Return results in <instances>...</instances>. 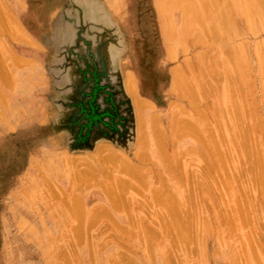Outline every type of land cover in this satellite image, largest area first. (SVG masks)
<instances>
[{"label": "rangeland", "instance_id": "rangeland-1", "mask_svg": "<svg viewBox=\"0 0 264 264\" xmlns=\"http://www.w3.org/2000/svg\"><path fill=\"white\" fill-rule=\"evenodd\" d=\"M0 1L17 32L13 38L10 35L16 32L12 27L11 34L3 31L7 21L1 4L0 22L6 23L0 24V264H114L111 260L119 255L134 264H214V260L218 264H264V173L259 175L264 165V102L260 101L261 73L255 55V41L260 47L264 37V0H250L254 2L251 7L249 0H241L244 6L240 0H224L229 5L207 0L210 6V2L215 3L214 7L220 3L216 12L204 0L206 9L199 0H162L161 5H167L174 16L185 13L187 19L185 29H177L168 43L177 51L173 59L167 57L153 0ZM184 5L189 12L183 10ZM247 5L251 10L254 5L257 8L250 15L253 24L251 21L246 32L256 31L254 36L250 34L253 40L248 45L254 78L246 85L245 74L240 90L245 85L255 95L249 92L244 98L241 94L232 97L228 92L231 67L225 68L219 61L228 62L230 48L242 40L235 36L239 30L235 25L242 13L253 12ZM221 8L229 10L227 15H222L220 10H225ZM203 9L209 16H200ZM232 10L240 17L237 13L233 16ZM216 13L224 18L223 23H218ZM197 16L206 25L205 33L200 21L195 22ZM215 17L217 25L213 24ZM205 18L208 22L204 24ZM227 21L233 22L230 30L235 35ZM210 22L215 30L220 24L222 30L226 22L227 34L218 28V39L207 25ZM195 27L199 34L197 28L193 33ZM187 29L192 34L186 33ZM206 29L215 35L210 36ZM185 58L190 62L188 68ZM239 64L242 68L241 60ZM176 65L185 69V80L188 77L180 84L195 88L190 92L185 87L190 98L172 89L170 69ZM126 74L134 80L139 96L154 105L147 107L149 115L157 113L163 119L171 108L187 121L197 117L203 125L200 132L175 129L174 140L166 139V156L149 133L139 144V153L146 155L143 159L125 153L123 144L127 145L136 127L132 98L125 89ZM194 92L200 93L195 97ZM246 99L254 105L240 113L237 106ZM170 101L175 104L170 105ZM204 102L216 113H197ZM100 141L123 149L124 153L117 154L119 158L129 159L138 165V171L142 168L143 174L149 173L144 177L143 195L141 189L139 193L131 190L140 200H150L152 191L166 184V179L180 188L175 194L188 195L189 183L199 176L198 197L209 203L211 215L217 213L215 222H207L198 234L189 228L187 237L184 233L142 241L133 236L125 243L111 240L102 244L101 237H95L101 221L92 223V229L86 227V208L104 195L97 185L98 181L103 183L104 169L96 171L86 161H92L97 151L94 144ZM107 152L104 149L101 155ZM178 173L197 176L192 174L188 177L192 180L185 179L187 184L179 186L175 180L183 181L184 176L181 180ZM116 174L130 178L126 172ZM152 201L149 205L153 208L147 211L165 206L159 200ZM250 202L255 208H250ZM232 207L238 213L227 224L220 222V215ZM140 209L137 212H146ZM9 249L15 256L7 258ZM117 264L129 263L123 260Z\"/></svg>", "mask_w": 264, "mask_h": 264}, {"label": "bare ground", "instance_id": "bare-ground-1", "mask_svg": "<svg viewBox=\"0 0 264 264\" xmlns=\"http://www.w3.org/2000/svg\"><path fill=\"white\" fill-rule=\"evenodd\" d=\"M199 1H200L201 6L202 5L204 6V4H202L203 2H201L202 0H199ZM204 1H206L207 6H209V9H211L213 7L212 10L215 9V12H216V6L217 5H215V7H214L215 3L213 4V2L212 3L210 2V4L213 5V6H210V5H208L209 2L207 0H204ZM222 1H223V3H226L227 5H229V3L225 2L224 0H222ZM178 2H180V1L177 0V3ZM182 2H185V1L183 0ZM250 2H248V3L246 2V3L251 7L254 4V2L253 1L251 3ZM161 3H162V0H153V4L157 8V12H158L157 17H156L158 29L162 35L164 42L166 43L165 44V50H166L167 57L169 59H173L177 55V51H175V49L171 46V44H168V43H170L171 35L177 29L179 31H183L185 29V24H186L187 19H186L185 13H183V15L181 14L180 17L174 16V14H172L173 13L172 10H170L167 5H161ZM1 4H0V6H1ZM180 4L181 3H179L177 5L179 6ZM217 4L220 5V3H218V2H217ZM231 4L232 3H230V6H231ZM240 4H242V1ZM242 5L244 6V3ZM185 6L186 5L183 6V10H186L189 12V10H187ZM249 6H248V8L250 11L251 9ZM254 6L252 8L253 10H251L253 12L250 11L251 13H242L240 21L236 23L235 27L239 29V30H237V35H235L236 32L234 30H230L231 29L230 25H232L233 22H230V24H229L228 22L230 20L227 21V24H229V27H230V28H228L229 31H233V34L235 36L242 38V40H240L238 43H235V45L230 48L231 54H230V57L228 60L229 63L225 60H222V62H221V60L219 61V63L223 67H225V68L231 67L230 70L232 71V75H231V78L229 79V85H228L229 91L228 92H231V96L233 95L232 97H234V96L239 97L238 95H240V94L242 95L243 98L247 97V95H249L248 93L250 91L249 92L247 91L248 88H246L245 85L243 86L244 89L242 88V91L240 90L241 85L243 84L242 82L244 81V79L245 80L247 79L246 81H244V83L247 85L249 82L253 81L252 78H254L253 76L251 77V71H252L251 70V68H252L251 67L252 66L251 54L250 55L248 54V50L250 49V47H248V45L253 40V37L251 38L250 34H252V36L256 35V31L254 32V30H253L254 27L252 25L253 19L251 20V16H250L251 14L253 16V13H255L254 10L257 9V8L254 9L255 8ZM1 8L3 9L2 14H3V12L5 14V10H4L5 7L3 4L1 6ZM219 8H220V6H219ZM227 8H224V9L221 8V9L225 10V12L220 10V12H222V15L224 13L227 15V13H226ZM243 8H242V11L244 12ZM205 9H206V7H205ZM191 10L192 9H190V11ZM212 10H208V12L209 11L212 12ZM6 11H8V10H6ZM202 11L204 14H201L200 15L201 17H203V15H204V17L209 16V15L205 16L207 11H204V9ZM233 11H235V10H232V13H231L232 15L235 13ZM6 13H9V11ZM236 13L239 14L238 11ZM212 14H214V13L212 12ZM212 14L210 13V15H212ZM217 14L218 13H216V17H217V20H219L220 17H218L219 15L217 16ZM256 14H258V16L260 17L259 13H256ZM4 16H6V14ZM200 16L199 17L197 16L195 18V22L199 23L200 20L197 18H201ZM212 16H211V18H212ZM235 16H237V15H235ZM2 17L0 14V20H2ZM216 17L213 20L214 21L213 24L217 25V23H215ZM225 17L227 18V16H225ZM228 17H229V15H228ZM239 17H240V14H239ZM5 18L7 21V24H6L7 27L5 25L6 21H4L5 23L3 21H1V22H2V25L4 23L5 28H8L9 30L5 29L3 27H2V29H3V31H5V33H6V31H8L7 33H9L12 31V30L10 31V28L12 27L10 24H12L14 21H12V17H11L10 13ZM207 18H205V19L207 20ZM205 19H204V21H205L204 24L208 22V20L206 21ZM222 19H224V18L221 17L220 21ZM259 19H260V21H262L261 17ZM223 21H225V20H223ZM1 22H0V24H1ZM250 22L252 23L251 28L253 31H252V33H246L249 26H250ZM218 23H223V22L221 21ZM192 24H194V20H193ZM213 24L210 22L207 25L211 29V27L215 26ZM8 25H9V27H8ZM201 25H203V24L200 21V27H202V30H204V28H206V25H203L205 27H203ZM221 25L222 24H220L219 26H216L217 27L216 30H215V28H212V29H214L215 33L218 32V28L219 27L221 28ZM262 25H263V23H262ZM225 26H226V22H225ZM225 26L223 24V27L226 29H224L222 27V30H221L219 28L221 30V32L225 31V30L228 31L227 27H225ZM13 27H12V29H14ZM208 27H207V29H209ZM196 28L197 27H195V30L193 29V33H194V31H196ZM198 29L199 28H197V32L199 31ZM233 29H234V27H233ZM209 30H207V31H209ZM14 31H15V29H14ZM187 32H189V34H190L192 31L190 32L187 29L186 33ZM205 32L206 31L204 30V33ZM209 32L207 33L208 35H210V34H211L210 36L215 35V34H213L214 33L213 31H212V33L210 32V34H209ZM224 33H226V31ZM224 33H221L222 37H224V35H225ZM9 34H11V33H9ZM16 34H17V32L16 33L12 32V34L10 36L14 38ZM198 34H199V32H198ZM198 34H195V35H198ZM186 36H185V38H186L185 41L187 40V37H188V36L187 37ZM218 36H219V34H218ZM218 36L216 33V37L219 39L220 36L219 37ZM229 37L230 36L228 33V38ZM208 38H209V36H208ZM217 38L215 39L216 42H217ZM212 39H214V38H212ZM221 39L218 40V42L221 41ZM236 39H239V38H236ZM229 40H230V38L228 39V41ZM262 40H263V42H259V43H262V45L260 47L257 46L258 42L255 41L256 47H257L255 49L256 50L255 53L257 52L255 55H257L256 56L257 57L256 62L259 65V70L261 73V75H260V90H259V92L261 94L260 101L264 102V83H263V80H264V45H263L264 44V37ZM205 43H206V41H205ZM0 45H2V44L0 43ZM224 45H225V43H224ZM185 46H187V45H185ZM220 46H221V44H220ZM222 46H223V44H222ZM186 48L188 49L189 47H185L184 49L186 50ZM1 52H3V51H1ZM202 56H204V55H202ZM14 57H16V56H14ZM14 57L12 58V60L14 59ZM16 58H15V60L21 59V58H17V59ZM196 59H197V57H196ZM199 59L200 58H198L197 60H199ZM225 59L227 60V58H225ZM22 60L24 61V59H22ZM22 60H18V61H22ZM235 60H237V62H238L237 66L235 65ZM239 60H241V62H243L242 68L240 67L241 65L239 64ZM18 61H16V62H18ZM189 63H190L189 59L185 58L184 64L187 66V68L189 67ZM228 64H231L232 66L231 65L229 66ZM3 65H5V64H3ZM238 65H240V66H238ZM178 67H181L183 71L178 69ZM0 68H1V66H0ZM3 71H1V72H3ZM170 73H171V80H172V85H173L172 89H174V91L176 90V93H178L182 97L183 96L186 97V95H189V98L192 97L190 95V93L187 94L185 92V90H186L185 87H187V86H184V84L183 85L180 84V82L181 81L184 82V80L186 78L185 77V75H186L185 69L180 65H176L170 69ZM245 74L247 75V77L243 79V76ZM125 79H126V84H125L126 88L125 89H126L127 93L131 96V98H132L131 100L133 102V107L135 109V118H136L135 125H136V127L133 128V136H131V139L128 140L127 145L123 144L124 147H122V148L127 149L126 152L123 149H119L117 146H115L110 141H108V142H103V141L101 142L100 141V142H97L94 144V148H97V151L94 155L91 156L92 161H89V160H86V161L90 162L89 164L96 171H99V170L101 171V169H104V173H103L104 178L102 180L103 183H101L100 181L97 182V185L99 183L98 187L102 188V192L104 195L100 196V198H98V200H95L91 206L86 208L87 209L86 227H88V226L90 227V225L92 223H95V222L99 223V221H101L99 227L96 230V236L95 237H98V238L101 237L102 244L109 242L111 240H116L118 242L119 241H121V242L127 241V240H130V238H133V236L141 239L142 241H152V240L157 239L159 237L162 238V240H163L168 235H173V236H177V234L183 235L189 228H194L195 233L198 234L199 231L203 230V226L207 222H210L211 220H213L215 222V220L217 219V213L214 212V214L211 215L210 210L208 211L209 203L204 202L203 198L198 197V189H200L201 182L199 181V179H198L199 176H197L196 173L195 174L191 173L190 176H192V174L196 175L198 180L194 179V181H193L192 179H190L191 178L190 176L185 175L186 176L185 177L183 173H182V175L180 174L181 180L184 176L183 181H180V179L178 180V177H177V180H175L177 184L182 183V182L184 184V183L188 182V180H192V182L189 181L190 182L189 183V186H190L189 192L190 193H188V195L187 194L182 195L180 193L175 194V192H177L178 189H180V188L178 186L174 187V185H173L174 182L167 181V179H166L165 180L166 184L164 182L163 185L161 184L159 187L155 188V190L152 191L153 194H151V196H150L151 201L148 198H145L144 200H140L138 198H135V196L131 192V190L138 191L139 189L143 188L144 177L146 178L148 176L147 174H149V173H147V174L145 173L146 175L143 174L141 172L142 168L139 169V171L137 170L138 165L135 162H132L133 163L132 164L129 159H126V160L123 159L122 160L121 158H119V156H117V154L119 153V151H122L123 153L125 152V153L132 155V156H139V158L143 159L146 155L144 156L143 153H139V150H138L140 148L139 144L141 142H143V137H145L146 134L149 133L150 140H152L154 138V141L158 145L160 151L162 152V154H164L166 156L167 150H165V144L167 146V143L169 142V140H171L170 142H172L174 140L173 137H174V130L175 129L180 127V128L189 129V130L194 129L196 132H200L203 125L200 123V121L197 117H191V119L193 121H187L186 119H183L182 117L179 116L178 113H181V112L175 113V111L171 108L168 111V113L165 114L163 119L161 116L157 115V113H155L153 115H149L148 112L150 110H148L147 107L153 108L154 105L151 104L150 102H148L147 100L143 99L141 96H139V94L137 93V88H136V84H135L134 80L128 79L127 74L125 76ZM187 79H188V77H187ZM187 79L185 81H187ZM185 83H188V82H185ZM236 86L238 87V90H237V88L235 90H233ZM231 88H233V89H231ZM193 89H195V88L191 85L189 87H187V90H189L190 92H192ZM257 90H256V92H257ZM201 91L203 92V90H201ZM202 92L200 95L203 94ZM252 92L254 93L253 90H252ZM252 92H250L251 95H255ZM196 93L194 92L192 94L195 95ZM198 93H200V92H198ZM194 95H193V97H194ZM196 95H195V97H197L199 94L197 96ZM236 99L237 98H235V100ZM174 101H172V102L170 101L171 102L170 105H172V103ZM245 101L247 103L244 101H241L240 105L237 106V109L240 113L246 112L247 111L246 109H248L247 106H249L251 108V106L253 104L251 101L249 103L248 99H246ZM176 102L177 101H175V103ZM258 102H259V100H258ZM175 103H173V104H175ZM200 104L201 103L199 102V105ZM177 106H179V109L183 108V107H180V105H176V107ZM181 106H184V104H182ZM255 106H256V103H255ZM244 107H247V108H244ZM184 109L185 108H183V111H184ZM203 110H206V112H204ZM196 112L203 114V115L207 114V112L210 115H213L216 113L214 107L212 105L209 107L208 105L205 104V102L202 104V107L199 106L197 108ZM218 112L220 113L221 110H218ZM150 128H152V132L150 131ZM146 130H147V132H146ZM141 131H142V133H141ZM245 131H248V128H246ZM147 136H148V134H147ZM166 139L168 140V142ZM130 146H131V148H129ZM104 149H106L108 152L104 155H101V151H103ZM87 162H85V163H87ZM97 163H100L101 165H97ZM117 163H119L120 165H118ZM109 164H111V166ZM144 170H145V167H144ZM122 172H126L127 176H129L130 178H128V177L124 178V177H121V176L116 174V173L122 174ZM152 172L154 173V171H152ZM262 173H264V165H261V169L259 170V175H261ZM125 175L126 174L124 173V176ZM142 175H144V176H142ZM178 176H179V173H178ZM188 177H190V178H188ZM175 179H176V177H175ZM185 179L187 180L186 182H185ZM177 181H180V182H177ZM185 186L187 187V185H185ZM188 187H187V190H188ZM169 188L171 191H169ZM142 191L143 190L141 189V194L143 195ZM139 192L140 191H138V193ZM228 197L230 200L231 194L229 192H228ZM153 199L161 201L165 206L160 207V209L154 208L151 211H147V210H149V208H153L152 205H151V207L149 205L151 203H154V201H152ZM249 205L251 206V202ZM256 205L260 206V203L257 202ZM253 206H254V204H253ZM76 207H77V205H76ZM138 208H141V209H143V210L140 209L141 211L144 212V210H145L146 212H144V213L142 212L143 214H141V213L137 212ZM250 208H255V206L254 207L251 206ZM250 210H252V209H250ZM211 211H212V209H211ZM237 213H238V211L235 210L233 207H232V209H227L224 214L220 215V217H221L220 222L227 224V221H231L234 217V214H237ZM6 223H7V221H6ZM21 223H22V221H21ZM22 225H24V224H22ZM26 225H28V224H26ZM91 226H93V225H91ZM231 229L232 228L229 227L230 231H231ZM89 233H90V231H89ZM218 233H219V230H218ZM218 233L215 234L216 238L219 236ZM184 235L186 236V233ZM92 237H90V238H92ZM123 243H125V242H123ZM124 245L126 246V244H124ZM124 245H123V248H124ZM125 248H127V246ZM143 248H145V246H143ZM130 251H131V249H130ZM14 253H15L14 251L12 252L11 249H9L7 251V254H6L7 258L15 256ZM20 254H22V253H20ZM117 254H120V253L117 252L116 255ZM122 254H124V253H122ZM116 255H113V256L116 257ZM117 257H118V255H117ZM123 260H125L126 263L134 264V262L131 259L127 258L126 256L123 257V255H119L118 259H112L111 262L113 261L114 264H117L118 262H122ZM214 262H215L214 264H218L217 260H214Z\"/></svg>", "mask_w": 264, "mask_h": 264}]
</instances>
